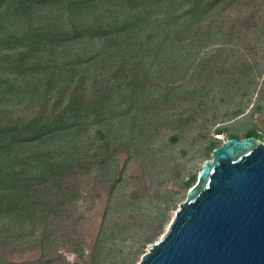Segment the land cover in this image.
I'll return each mask as SVG.
<instances>
[{"label": "rangeland", "instance_id": "rangeland-1", "mask_svg": "<svg viewBox=\"0 0 264 264\" xmlns=\"http://www.w3.org/2000/svg\"><path fill=\"white\" fill-rule=\"evenodd\" d=\"M189 3L162 0L148 9L125 56L127 64L140 63L136 72L146 81L133 88L131 100V84L122 81L128 70L119 74L107 114L62 140L87 163L60 211L31 222L2 214L0 264H138L214 147L250 130L264 143V0H225L193 23ZM126 11L103 0L85 13L110 20ZM56 18L65 22L66 14L42 8L32 22ZM108 48L100 41L86 47L91 53ZM115 54L94 70L111 72L120 61ZM30 103L14 100L21 108ZM104 143L107 156L99 154Z\"/></svg>", "mask_w": 264, "mask_h": 264}, {"label": "trees", "instance_id": "trees-1", "mask_svg": "<svg viewBox=\"0 0 264 264\" xmlns=\"http://www.w3.org/2000/svg\"><path fill=\"white\" fill-rule=\"evenodd\" d=\"M98 1L103 0H0V217L7 214L31 222L36 215L60 211L87 163L62 140L79 134L86 120L97 122L107 114L113 97L110 87L119 74L128 70L122 81L131 84L126 96L131 100L133 88L146 81L137 75L140 63L127 64L125 56L129 42L138 39L148 9L162 0H114L127 7L124 15L110 20L87 17L85 10ZM189 1L191 23L225 3ZM42 8L65 13L66 21L33 23L34 12ZM96 41L111 48L88 52L86 47ZM109 52H116L118 65L106 74L96 72ZM21 97L31 103L16 106L14 100ZM259 136L250 130L244 137ZM110 150L104 143L99 154L107 156ZM104 233L103 222L97 242Z\"/></svg>", "mask_w": 264, "mask_h": 264}, {"label": "water", "instance_id": "water-1", "mask_svg": "<svg viewBox=\"0 0 264 264\" xmlns=\"http://www.w3.org/2000/svg\"><path fill=\"white\" fill-rule=\"evenodd\" d=\"M138 264H264V143L229 137L214 148Z\"/></svg>", "mask_w": 264, "mask_h": 264}]
</instances>
